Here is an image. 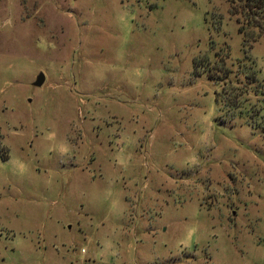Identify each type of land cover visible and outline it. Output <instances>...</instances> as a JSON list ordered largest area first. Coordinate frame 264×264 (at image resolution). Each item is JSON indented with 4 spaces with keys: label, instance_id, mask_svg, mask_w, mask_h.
<instances>
[{
    "label": "rangeland",
    "instance_id": "1",
    "mask_svg": "<svg viewBox=\"0 0 264 264\" xmlns=\"http://www.w3.org/2000/svg\"><path fill=\"white\" fill-rule=\"evenodd\" d=\"M0 264H264V0H0Z\"/></svg>",
    "mask_w": 264,
    "mask_h": 264
},
{
    "label": "water",
    "instance_id": "2",
    "mask_svg": "<svg viewBox=\"0 0 264 264\" xmlns=\"http://www.w3.org/2000/svg\"><path fill=\"white\" fill-rule=\"evenodd\" d=\"M43 80V74L41 72H38L31 83L33 86H39Z\"/></svg>",
    "mask_w": 264,
    "mask_h": 264
}]
</instances>
